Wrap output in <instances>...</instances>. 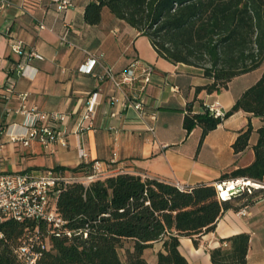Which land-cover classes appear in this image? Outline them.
Listing matches in <instances>:
<instances>
[{"label":"crops","instance_id":"1","mask_svg":"<svg viewBox=\"0 0 264 264\" xmlns=\"http://www.w3.org/2000/svg\"><path fill=\"white\" fill-rule=\"evenodd\" d=\"M91 1L72 0L70 7L59 10L58 0H11L0 13V123L15 124L10 131L23 133L27 116L4 114L6 106L16 109L23 104L27 110L68 116L62 126L67 130L66 146L54 144L46 149L32 141L24 147L3 135L0 172L64 167L66 176H71L69 169L99 162L102 177L130 173L192 188L203 183L216 186L224 174L251 165L262 119L236 112L202 142V129L197 127L188 135L183 123L190 105L196 114L217 102L226 113L230 111L261 78L263 69L238 76L214 93L198 91L210 83L199 69L161 58L148 37L108 11L99 24H88L85 10ZM15 42L44 59H32L25 72H20V57L12 50ZM89 59L99 61L91 74L82 70ZM135 59L155 69L141 97V117L105 72V68L123 72ZM9 87L13 93L7 101L3 95ZM25 93L29 96L23 101L20 95ZM93 94L100 95V103L92 126L79 131ZM114 96L118 101L112 100ZM250 122L249 147L236 154L233 145ZM234 207L224 213L215 232L201 238L199 247L192 239L181 238V252L190 264H212L209 250L221 246L222 238L244 232L251 236L246 264H264V197L248 206L235 202ZM244 209L245 215L240 214Z\"/></svg>","mask_w":264,"mask_h":264},{"label":"trees","instance_id":"2","mask_svg":"<svg viewBox=\"0 0 264 264\" xmlns=\"http://www.w3.org/2000/svg\"><path fill=\"white\" fill-rule=\"evenodd\" d=\"M105 11L148 37L161 58L199 69L210 83L198 91L214 93L238 76L263 69L261 78L237 99L225 118L244 111L264 121V0H92L85 10L86 22L99 24ZM222 121L208 108L193 113L190 105L183 126L188 135L201 128L202 142ZM252 132L250 122L233 145L236 154L249 147ZM258 136L254 162L224 174L219 182L233 178L264 182V126ZM54 170L66 175L68 169ZM69 172L90 175L92 164ZM260 197L264 189L219 201L212 184L180 189L130 173L99 177L89 185L72 182L56 196L57 212L66 222L63 229L52 232L46 223L33 220H8L0 225L4 235L0 264H22L15 250L36 237L37 226L45 243L44 248L34 245L41 253L37 264H151L145 252L155 246H160L156 264H190L180 249L182 237L199 247L201 238L216 231L235 202L248 206ZM250 239L246 232L222 238L221 246L209 250L211 263L246 264Z\"/></svg>","mask_w":264,"mask_h":264},{"label":"built area","instance_id":"3","mask_svg":"<svg viewBox=\"0 0 264 264\" xmlns=\"http://www.w3.org/2000/svg\"><path fill=\"white\" fill-rule=\"evenodd\" d=\"M11 5V0H0V13ZM72 5V0H58V9L65 10ZM44 29L43 24L40 25ZM13 52L20 57L18 69L25 72L32 59L43 60V56L36 51L26 50L21 42L12 44ZM98 60L89 59L82 70L91 74L98 64ZM108 79L112 82L115 89L124 94L125 99L129 102L130 107L138 111L141 117L143 111L142 95L145 93L147 86L150 84L155 72L153 65L141 60H133L129 66L120 73L115 72L112 68H105ZM128 89L130 92H128ZM8 94L3 95V99L10 101L12 87L7 89ZM28 94H21L20 98L26 101ZM99 94H93L87 101V108L82 122L78 125V130L83 131L92 126V121L96 113V108L100 103ZM113 101H118L117 97H112ZM211 114L216 118L224 119L226 112L222 109L220 103H215L207 107ZM26 105L19 108L6 106L5 115L13 113H22L27 116L24 124L23 133H12L10 129L15 124L6 127L0 123V151L3 148L2 137L7 135L10 141L16 145L21 144L28 147L30 142H40L46 149L54 144L67 145V130L65 125L68 116L59 113H47L38 111L36 108L27 110ZM82 157H85L83 154ZM101 163L92 164V173L86 176H66L54 169L33 170L28 172H0V225L8 220L35 222H44L52 232L63 229L65 221L58 214L56 207V196L61 192V187L72 182H81L89 185L99 177H102ZM247 178H233L216 183L217 198L219 201L232 200L240 194H252L256 190L264 189V182L259 183L260 187H253L247 184ZM252 181V180H251ZM255 182V181H254ZM180 189L185 187L178 185ZM224 190L228 195L224 196ZM245 215V209L239 212ZM36 237L24 241L15 250V254L22 264H37L41 253L34 248L35 244L44 248L45 243L39 236V226L36 227ZM66 235L71 237L72 232L66 231ZM0 231V238H3Z\"/></svg>","mask_w":264,"mask_h":264},{"label":"rangeland","instance_id":"4","mask_svg":"<svg viewBox=\"0 0 264 264\" xmlns=\"http://www.w3.org/2000/svg\"><path fill=\"white\" fill-rule=\"evenodd\" d=\"M131 243H126V247H131ZM159 246H155L145 252V256L151 264H156V252ZM126 249L121 250V255L124 257Z\"/></svg>","mask_w":264,"mask_h":264},{"label":"bare ground","instance_id":"5","mask_svg":"<svg viewBox=\"0 0 264 264\" xmlns=\"http://www.w3.org/2000/svg\"><path fill=\"white\" fill-rule=\"evenodd\" d=\"M247 181H248L247 182L248 185H252L253 187H260L259 183H257V182H254V181H251V180H247ZM223 195L227 196L228 195V191L224 190V194Z\"/></svg>","mask_w":264,"mask_h":264}]
</instances>
